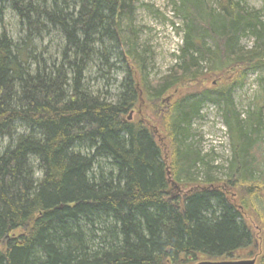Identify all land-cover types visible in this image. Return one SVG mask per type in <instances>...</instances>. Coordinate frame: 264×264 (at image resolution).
I'll return each instance as SVG.
<instances>
[{
	"label": "trees",
	"instance_id": "1",
	"mask_svg": "<svg viewBox=\"0 0 264 264\" xmlns=\"http://www.w3.org/2000/svg\"><path fill=\"white\" fill-rule=\"evenodd\" d=\"M7 11L21 39L7 34ZM172 11L182 24L176 64L143 81L153 103L188 89L160 118L169 166L154 132L123 120L140 102L132 69L144 68L134 0H0V264L223 261L253 246L240 208L264 229V94L244 115L233 95L248 74L264 73L262 13L243 0H178ZM92 69L102 84L122 74L115 94L92 91ZM209 78L219 83L199 90ZM205 105L229 140L221 185L193 179L203 163L187 140ZM169 170L196 183L182 199L168 198ZM230 190L246 191L239 208Z\"/></svg>",
	"mask_w": 264,
	"mask_h": 264
},
{
	"label": "rangeland",
	"instance_id": "2",
	"mask_svg": "<svg viewBox=\"0 0 264 264\" xmlns=\"http://www.w3.org/2000/svg\"><path fill=\"white\" fill-rule=\"evenodd\" d=\"M245 3L262 13L264 19V0H243ZM178 0H134V14L132 29L135 32L137 39L138 53L144 59V68L142 76L137 74L136 70L132 69L134 78L139 84L140 102L135 105V108L128 115L123 117L124 121L141 122L148 126L154 132L155 138L164 150L166 162L170 166L171 152L169 149V141L161 133L160 118L166 105L174 102L179 96L187 93V90L179 88L177 91H169L161 98V103H153L149 101L144 92L143 81L148 84H153L169 73L173 66L176 64V57L182 45V24L179 18L173 14V3ZM3 26L7 34L15 39L23 37V30L19 27L17 18L7 11L3 19ZM126 22L121 24L122 37L125 39L129 37ZM123 39V40H125ZM50 43L48 44V42ZM46 44L50 49V54H56L57 39H47ZM37 43V42H36ZM241 45L245 48H250V40H243ZM94 69L87 74V79L90 81L89 87L95 93L97 90L107 91L111 95L115 94L116 88L122 79L120 72L110 76V80L102 84L98 76L95 75ZM136 71V72H135ZM136 73V74H135ZM203 85L199 86V90L213 87L219 83L218 78L206 79ZM106 81V80H104ZM135 81V82H136ZM102 87V88H101ZM104 87V89H103ZM106 87V88H105ZM198 87V86H197ZM141 92V93H140ZM264 94V73L248 74L245 86L234 92L233 98L238 112L243 115L248 109V106L260 99V95ZM115 96V95H114ZM113 96V97H114ZM264 109V107H263ZM264 114V111H263ZM167 141V146L164 145ZM188 145L191 146L193 151L199 154L202 159L203 165H200L197 176L193 177L194 180L203 181L211 180L213 182L220 181L219 185L226 179L225 174L227 163L231 158V150L226 131L221 123V119L216 111L210 105H205L200 113V118L195 120L190 131V136L187 140ZM7 144L6 140H0V150ZM264 149V140L262 142ZM167 149H166V148ZM170 171V170H169ZM173 174L170 171L168 198L170 200L182 199V197L194 189V183L185 182L182 176L178 180L172 179ZM238 192V191H237ZM230 190L231 201L238 206V200L243 198L245 194L242 192L237 193ZM236 194V196L234 195ZM244 221L249 225L251 233L254 236V244L252 247L235 253L231 259L223 261H241V260H255V264L261 263L264 258V229L259 222L258 215L252 209L240 208ZM17 234V233H16ZM207 261L200 256L179 261L174 264H197L199 262Z\"/></svg>",
	"mask_w": 264,
	"mask_h": 264
},
{
	"label": "water",
	"instance_id": "3",
	"mask_svg": "<svg viewBox=\"0 0 264 264\" xmlns=\"http://www.w3.org/2000/svg\"><path fill=\"white\" fill-rule=\"evenodd\" d=\"M197 264H255L254 260L243 261H203Z\"/></svg>",
	"mask_w": 264,
	"mask_h": 264
},
{
	"label": "flooded vegetation",
	"instance_id": "4",
	"mask_svg": "<svg viewBox=\"0 0 264 264\" xmlns=\"http://www.w3.org/2000/svg\"><path fill=\"white\" fill-rule=\"evenodd\" d=\"M253 260V259H252Z\"/></svg>",
	"mask_w": 264,
	"mask_h": 264
}]
</instances>
